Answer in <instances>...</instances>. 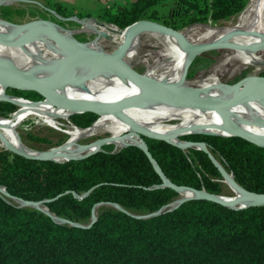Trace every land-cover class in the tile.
Here are the masks:
<instances>
[{"label": "trees", "instance_id": "1", "mask_svg": "<svg viewBox=\"0 0 264 264\" xmlns=\"http://www.w3.org/2000/svg\"><path fill=\"white\" fill-rule=\"evenodd\" d=\"M248 1L124 0L100 12L110 24L95 20L103 25H94L102 28L93 33L106 34L117 44L126 40L125 28L141 20L179 32L195 23L216 26L239 14ZM43 6L68 15L58 0H45ZM11 7L0 6V17L9 20L11 11L24 12ZM205 30L196 28L191 33ZM142 35L159 40L158 33L144 32L135 41ZM5 92L40 106L53 105L47 104L46 92L4 89L0 84V95ZM16 110V104L0 100V118L11 120ZM105 116L82 112L68 120L73 127L87 130ZM183 139L205 142L237 184L264 193V147L237 136L196 133ZM32 140L44 139L32 136ZM144 140L171 183L222 195V176L205 152L183 150L159 139ZM162 183L146 154L135 145L113 151L106 144L83 158L63 162L26 158L1 147L0 187L9 195L41 202L51 215L84 225L94 207L97 211L90 226L78 227L55 222L40 209L19 206L0 195V264H264V205L231 209L189 199L153 216H133L156 212L180 197Z\"/></svg>", "mask_w": 264, "mask_h": 264}, {"label": "bare ground", "instance_id": "2", "mask_svg": "<svg viewBox=\"0 0 264 264\" xmlns=\"http://www.w3.org/2000/svg\"><path fill=\"white\" fill-rule=\"evenodd\" d=\"M87 23H89V21H87L86 24ZM197 26L201 25H191L184 31L178 33L143 30L132 34L127 28L125 29V31L128 32L127 38L115 55L120 57L125 51L130 49L135 39L142 33H158L159 40L166 48L182 58L180 61L178 60L177 64L174 66L172 57H169L170 53L165 58L164 62H162V70H166V74L170 76V81L163 84L168 92L182 94L184 91L190 90L187 86L188 83L183 82V80H186V71L193 59L187 45L216 42L229 43L235 49H229L223 54V61L226 62L225 65H228L229 62L241 63L252 57L254 58L248 60L244 64L254 65L256 62L255 57L264 53V49H257L264 45V0H250L240 14L236 25L233 27H206L207 30L203 32L191 33L194 29L198 28ZM99 28H102V26ZM0 29H8L6 30L4 38H0V63L10 59L18 60L19 65L25 68V72L45 82L54 81L75 58L82 54L89 53L85 47L87 44L76 43L72 38L47 24H32L20 27L0 21ZM210 31H212V35H210ZM99 42L101 43V41ZM96 63L95 61H85L72 68L69 78H71L74 73L78 76L86 72V82L78 88L80 91L75 86V83H69L64 89L60 90L58 94L61 91L66 92V90H72L79 95L81 100L98 103L104 106L123 102L132 95L137 96L141 94L143 87L137 81L118 73L132 81L126 80L115 75V71L112 72L97 67L95 65ZM26 65L30 67V72L26 68ZM180 67L183 68L182 80L176 79L178 77L176 69ZM215 73L217 74V72H214L212 75H215ZM153 79H156V76ZM218 83H220L218 78L214 76L194 88L214 86ZM0 84L3 86L2 82H0ZM222 90L226 94L224 89L218 87L202 95L201 98L205 101L220 102L224 98ZM0 97L4 96L0 95ZM16 98L15 100L17 102L20 101L34 105L36 111L40 115L48 117V119L53 118V113H56L54 106L46 105V107H43V105H41V107L38 105L41 103L33 104L19 100L20 98L18 99V97ZM123 113L129 119L130 123L113 113L101 114L98 117L106 114L108 115L94 128L92 127L87 130H78V132H74L65 145L52 151L51 156L55 160H64L71 156L82 155L87 149L78 148L76 146L77 141L89 136L93 137V135L102 131H109L112 133L111 138H114L112 144H114L116 148L125 143H138L139 137L134 133L132 124H136L158 134H164L175 142L179 141L178 136L180 132L200 131L226 134L229 124L235 125L246 133L264 138V102L262 101H238L226 106L224 110H208L199 108L195 105L163 103L142 99L136 106L130 105L125 107ZM150 114L157 115L158 118L162 120V123L150 122L147 119ZM225 115H227L228 118ZM69 116L68 113V117ZM187 116L188 119L181 122H175L173 124L163 123L169 120L176 121L179 119H186ZM21 121L19 120L18 122L20 123ZM16 126L14 121L0 118L1 145L6 143L24 153L36 154L35 152H31V150L29 151L23 148L19 144L14 131ZM95 146L91 149L95 148ZM223 182L231 189L234 195L239 194L237 189L229 183L228 178L223 179ZM192 195H194L192 192L186 190L180 193V196ZM41 207L44 208L42 205Z\"/></svg>", "mask_w": 264, "mask_h": 264}, {"label": "rangeland", "instance_id": "3", "mask_svg": "<svg viewBox=\"0 0 264 264\" xmlns=\"http://www.w3.org/2000/svg\"><path fill=\"white\" fill-rule=\"evenodd\" d=\"M58 1L61 4L62 9L64 10V13L65 14L68 13V15H62L53 10L44 8L43 5H36L33 3L17 4L13 1L12 3L7 4L5 6H8L10 8H12L11 6L19 7L23 9L24 11L23 14L17 15L13 11H11L9 20L3 19L0 17L1 19L0 21L3 23H8V24L16 25L20 27H24V26H28L32 24L33 25L47 24L55 28L57 31L62 32L68 37L72 38L76 43L87 44L85 47L89 53H93V52L104 53V54H116L117 53V51L123 45V43H117V44L111 43V40L108 38L106 34L93 33V32L100 27V26L94 27V25H101L95 20H98L102 22L103 24H107V25L110 24L101 18L100 12L103 9H109V8L112 9L114 7L113 6L114 4H122L124 0H58ZM0 6H3V5L0 4ZM239 14L231 17L230 19L216 26L214 25L211 26V24H208V25L206 24L207 26H205V24H199L201 26H197V27L201 30L206 27H211V28L233 27L236 25V22L240 16ZM76 15L83 16V18L75 17ZM38 20H41V21H38ZM91 20H94V21H91ZM32 21H37V22L29 24V22H32ZM87 21H89V23L86 24ZM25 23H28V24L26 25ZM195 24H198V23H195ZM191 25H194V24H191ZM6 30L8 29H5V30L0 29L1 39H3L4 36L6 35ZM212 34H213L212 31H210V35ZM99 41H101V43ZM224 43L225 45L223 46H220L214 49H209L197 55L194 58L193 62H191L190 65L188 66L187 71H186V80L185 81L183 80V82L188 83L187 85L188 88L192 89L195 86L204 82L205 80L209 79L210 77L215 76L218 78L219 82L241 84L245 87H252L253 89L258 90V91H264V79H263L264 78V53L255 57L256 62L254 65L244 64L245 62H247L248 60L254 57L249 58L246 61L241 62V63L229 62L228 65H225L226 62L223 61V57H224L223 54L229 49H235V48L234 47L232 48V46L226 42ZM259 49H264V47H261ZM169 54H170L169 57H172L174 66L177 64L178 60L180 61L182 59L181 56H178L177 54H174L173 51L167 49L166 46L160 40L151 41L150 39H148V37L142 35L141 40L135 41L133 43V46L127 51H125L119 57V59L125 62L129 67L133 68L137 72H140L143 76L147 78L153 79L156 76L155 80L163 84L165 82L170 81V76L166 74L165 72L166 70L165 71L162 70V67H161L162 62H164L165 58ZM2 64L14 66L23 71L25 69L23 66L19 65L18 60L10 59L6 62H3ZM26 68L30 72V67L28 65H26ZM110 71L114 72L113 70H110ZM176 71L178 74V77L176 79L182 80L183 79L182 78L183 68L180 67L176 69ZM214 72H217V74L215 73V75H212V73ZM114 73L117 76H120L129 81H132L131 79L123 77L122 75L116 72ZM75 86L77 87V89L79 88L77 85ZM224 94L225 92L222 90V95ZM62 96L65 98L72 99V100L83 101L79 98V95L76 94L72 90H66V92ZM18 103L19 104H16L17 110L14 113L13 118H11V120L14 121L15 126L19 123L18 122L19 120L20 121L22 120L14 128V131L16 133V138H17V141H19V144L23 148L29 151L31 150V152L37 153L42 150H47V149L60 146L64 144L66 141L68 142L72 134H74V132H78L79 130L75 128V126L73 127L71 125L70 120H68L69 118L68 113L71 110L68 107L54 105V104L50 105V106H54L56 113H53L52 115L53 118L48 119V117L40 115L36 111V108L34 105L29 104V103L20 102V101ZM43 107H46V105H43ZM107 115L108 114H106V116ZM188 116L186 117V119H179L176 121L169 120L163 123L173 124L175 122H181L183 120H187ZM147 119L153 123H162V120L158 118L157 115H154V114H150ZM98 133L93 135V137L89 136L84 139L83 138L79 139L77 143L86 144L92 141H96L97 139L112 136V133H110L109 131H102ZM188 134H195V133L185 132L183 134H180L178 136L179 140H186V139H183V136L188 135ZM32 136H38V137L43 138L44 140L42 142H35L32 140ZM21 139H23V141ZM108 145H111L113 148L115 146L114 144H112V142L111 143L109 142ZM1 147L3 146L1 145V142H0V148ZM119 148L120 147H117L116 149H119ZM220 181L222 184V195L233 196L234 193L223 182V179H221ZM12 201L16 204H19L17 201L13 199ZM38 207H41V205L39 204ZM96 211H97V207L95 208V212Z\"/></svg>", "mask_w": 264, "mask_h": 264}, {"label": "water", "instance_id": "4", "mask_svg": "<svg viewBox=\"0 0 264 264\" xmlns=\"http://www.w3.org/2000/svg\"><path fill=\"white\" fill-rule=\"evenodd\" d=\"M10 1H13V0H0V4L7 5L10 3ZM38 21H41V20H38ZM34 22H37V21L29 22V24L34 23ZM25 24L27 25L28 23H25ZM127 28L131 31L132 34H135L136 32L143 31V30L161 31L164 33H167V32L178 33L179 32V30H175L159 22H155L151 20L137 21L133 23L132 25L126 27L125 29ZM223 45H225L224 42L202 43V44H196V45H187V48H189V50L191 51L192 58L194 59L197 55L201 54L204 51H207L209 49H214V48H217ZM261 47H264V45L258 47L257 49ZM85 61H95L97 62L95 65L99 68L113 70L117 73H120L126 77H129L137 81L143 87L141 94L137 96L132 95L126 98L123 102L109 104L107 106L94 103V102L72 100V99L65 98L59 95L58 92L64 89L69 83H75L78 87H81L86 82V77H85L86 72L78 76L76 75V73H74V75L71 78H69V74L72 68H74L77 64L83 63ZM0 82L3 83L4 89L11 88V89H18V90H31V91H36V92H46L49 95V98L48 100H46V102L54 104V105H60V106L70 108L71 110L69 112V115H72L74 113H82V112H91V113L96 114L97 116L104 114V113H113L119 118L129 123L130 121L123 113V109L130 105L131 106L138 105L142 99L149 100V101L163 102V103L189 104V105H195L199 108L208 109V110H211V109L224 110L226 106L232 103L238 102V101H243V102L262 101L264 102V91H258V90L253 89L252 87H245L241 84H232V83H223V82L215 84L214 86L192 88L190 90L184 91L182 94L170 93L166 90L164 84H162L161 82L155 79H151V78H147L143 76L140 72H137L133 68L129 67L125 62L120 60L118 55L96 53V52L85 53V54L78 56L58 75V77L54 81H50V82H45L38 78H35L30 73L25 72L17 67L0 63ZM218 87L226 91V94H224L223 96L224 98L220 102L205 101L204 99L201 98L202 95H205L206 93L210 92L213 88H218ZM16 97L17 96H13V95L6 93L4 97H0V100H7L14 104H19L15 100ZM18 98H20L22 101H25V102H33L32 100H28L22 97H18ZM225 116L228 118L227 115ZM132 127L134 130V133L139 137V142L138 143L136 142L125 143L122 146H120V148L128 146V145H135L139 147L146 154L147 158L150 160L155 170L160 175L162 182H163L162 186H169L173 188L179 194L182 191L186 190V191L192 192L194 195L180 196L175 201H173L171 204L164 206L160 210L156 212H152L147 215H133L125 211L124 209H122L119 205L114 204L116 208L122 211H125L136 217H149V216H153V215L160 213L166 207H169V209H173L178 204L182 203L183 201L189 200V199H205V200L219 203L231 209H240V208H245L248 206L264 205V193L250 192L242 188L239 184H237L235 180L233 179V176L230 173H228L220 163H217L215 161L213 155L209 151L205 142L192 141V140H179L175 142L164 134H158V133L146 130L136 124H132ZM191 132L195 134L199 133V134H215V135H222V136H237L248 142L264 147V138L246 133L240 128L236 127L235 125H231V124H229L228 132L226 134L218 133V132H200V131H191ZM180 134H183V133L180 132ZM144 137L163 140L165 142L176 145L183 150H186L187 148H196L198 150H202L208 155V157L216 165V167L218 168L222 176V179L228 178L229 183L234 188L237 189L239 194L233 195V196H226V195H221V194L209 193L205 191L204 189H194V188H190L187 186H179V185H175L171 183L163 175V173L161 172V170L158 168L157 164L155 163L154 159L152 158L148 150L147 144L144 140ZM113 139L114 138H111V136H109L106 138L97 139L96 141H92L86 144L77 143L76 145L78 148L87 149V151L83 153L82 155L71 156L64 160H55L51 156V154L53 150L64 145L67 141L60 146L47 149V150H42L40 152H37L36 154L24 153L18 150L17 148H14L11 145L6 144V143L3 144L2 146L3 148L11 152L24 156L26 158L40 159V160H53L57 162H63V161L71 160V159L83 158L87 155H90L91 153L99 151L101 150V147L103 145L109 144V142L111 143ZM93 146H95V148L91 149ZM115 149L116 148L114 146L113 151ZM0 190H1L0 192L1 196L4 195L8 198L16 200L19 203V206L33 207L35 209L42 210L46 214L51 215L48 212L47 208L38 207V204L42 205L41 202L28 201V200H22L20 198H16L14 196L9 195L3 187H0ZM51 216L55 222L68 223L70 225L78 226V227H88L96 219L95 207L93 208L90 221L88 222V224H85V225L72 222L65 218H60V217H56L53 215Z\"/></svg>", "mask_w": 264, "mask_h": 264}, {"label": "crops", "instance_id": "5", "mask_svg": "<svg viewBox=\"0 0 264 264\" xmlns=\"http://www.w3.org/2000/svg\"><path fill=\"white\" fill-rule=\"evenodd\" d=\"M17 4H23V3H33L36 5H43V3H45V0H15L14 1Z\"/></svg>", "mask_w": 264, "mask_h": 264}, {"label": "built area", "instance_id": "6", "mask_svg": "<svg viewBox=\"0 0 264 264\" xmlns=\"http://www.w3.org/2000/svg\"><path fill=\"white\" fill-rule=\"evenodd\" d=\"M13 1H14V0H13ZM13 1H10V3H12ZM10 3H9V4H10ZM75 127H76V126H75Z\"/></svg>", "mask_w": 264, "mask_h": 264}]
</instances>
